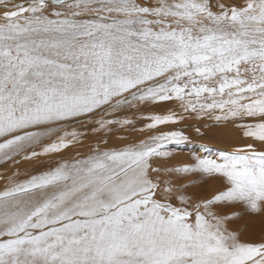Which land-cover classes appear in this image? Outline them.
Wrapping results in <instances>:
<instances>
[{"label":"snow or ice","instance_id":"6c2138e0","mask_svg":"<svg viewBox=\"0 0 264 264\" xmlns=\"http://www.w3.org/2000/svg\"><path fill=\"white\" fill-rule=\"evenodd\" d=\"M184 114L246 142L171 164ZM42 157L0 175V264H264V0H0V164Z\"/></svg>","mask_w":264,"mask_h":264},{"label":"bare ground","instance_id":"6f19581e","mask_svg":"<svg viewBox=\"0 0 264 264\" xmlns=\"http://www.w3.org/2000/svg\"><path fill=\"white\" fill-rule=\"evenodd\" d=\"M169 102L160 104L161 109H152L147 110L145 113H154V114H166L171 109ZM157 106V105H156ZM173 106V105H171ZM151 108V107H150ZM178 111V109H177ZM134 114V113H132ZM186 115V114H184ZM143 120L136 121V130H125L116 132L106 138L109 139L111 144H118L120 136H128L129 138L136 137L140 135L139 129L143 126ZM163 130H180L185 136L188 137L187 141L177 145L169 144V148H178L183 152H186V156H182V160L179 162H171V164H182L190 160L192 162L196 156H208L215 157L220 151H231L234 147L240 146L246 141L241 138V133L237 130V127L230 122H216L214 120L208 119V117L197 118L196 116L187 117L185 119L178 121L176 124H170L161 126ZM77 129L83 134L81 143L73 149H69L65 152L66 156H73L76 152L81 154H86L90 147L95 146L97 143H100L99 137L104 135L103 133L94 134L91 132V126H80L77 125ZM87 137V138H84ZM142 138V137H141ZM182 152V153H183ZM41 162V163H40ZM187 162V163H190ZM54 163V159L50 158H40V160L32 162H21L17 166L22 167L19 171L21 173L25 171H34L38 168L45 167L46 164L51 165ZM14 167L13 165L0 164V173ZM189 179H195L196 185L191 189L193 192H204L208 193L213 191L218 184L215 181H209L207 184L202 183L198 177H189ZM4 183L3 180H0V186ZM207 187V188H206ZM206 188V189H205ZM240 224V223H239ZM258 224V223H257ZM239 227V226H238ZM254 227V226H253ZM256 228V227H255Z\"/></svg>","mask_w":264,"mask_h":264},{"label":"rangeland","instance_id":"374dc122","mask_svg":"<svg viewBox=\"0 0 264 264\" xmlns=\"http://www.w3.org/2000/svg\"><path fill=\"white\" fill-rule=\"evenodd\" d=\"M170 103V102H169ZM171 105H173V106H171ZM167 106H170V108L171 109H174V110H177L176 109V105L175 104H173V103H170L169 105H167ZM161 105L159 104V105H157V106H153V107H151V108H149V109H146L145 111H147V110H152V109H155V110H159V109H161ZM144 111V112H145ZM133 112H128L127 113V115L128 116H133V115H136V116H139V115H141V113H134V114H132ZM185 116H187V117H190L191 118V116H195L194 114H186ZM137 120H139V119H137ZM136 120V121H137ZM139 136V135H138ZM138 136H136V137H138ZM169 151H171L172 152V158H171V162L173 161V162H175V161H177V162H179V160L181 159L182 160V156H186V152H183V151H181L180 149H178V148H169L168 149ZM183 152V153H182ZM187 162H190V160H187ZM187 162H184V163H187ZM41 163V162H40ZM45 167L47 166L46 164L44 165ZM16 169H18V170H20L22 167H18L17 165H15L14 166ZM14 167H10L9 169H7V170H5V171H3V172H1L0 173V175H3V176H7V175H10L11 174V172H12V170H13V168ZM39 169V168H38ZM27 172H32L31 170L30 171H27ZM195 180V179H194ZM1 185V184H0ZM207 188V187H206ZM205 188V189H206ZM199 192H201V191H199ZM240 223V224H239ZM239 223H238V225H236V226H239V227H243L244 226V223H245V221L244 220H241V221H239ZM258 223V224H257ZM254 229L258 232L259 231V221H256L255 223H254ZM256 227V228H255Z\"/></svg>","mask_w":264,"mask_h":264}]
</instances>
